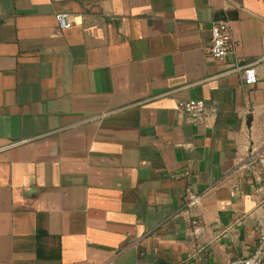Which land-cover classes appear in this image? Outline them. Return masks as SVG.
Here are the masks:
<instances>
[{
	"label": "crops",
	"instance_id": "1",
	"mask_svg": "<svg viewBox=\"0 0 264 264\" xmlns=\"http://www.w3.org/2000/svg\"><path fill=\"white\" fill-rule=\"evenodd\" d=\"M216 20L238 58L264 55V0H0V264L250 256L264 61L244 88L236 58L207 55ZM192 100L214 110L202 125L178 110Z\"/></svg>",
	"mask_w": 264,
	"mask_h": 264
},
{
	"label": "built area",
	"instance_id": "2",
	"mask_svg": "<svg viewBox=\"0 0 264 264\" xmlns=\"http://www.w3.org/2000/svg\"><path fill=\"white\" fill-rule=\"evenodd\" d=\"M57 20L62 30L69 29L71 22L68 14L57 15ZM207 55L215 61H223L234 57V67L229 73H237L242 86L251 89L258 82L257 66L264 61V55L254 61H244L236 56V44L231 37L228 21L216 20L211 23V42L207 48ZM178 110L185 116L187 122L193 125H202L211 116L214 110L202 100L182 101L178 103ZM253 166L257 167L264 185V151L251 157ZM201 197L189 191L187 206L199 205ZM199 230H196L198 233ZM234 264H264V234H262L251 252L250 256L236 261Z\"/></svg>",
	"mask_w": 264,
	"mask_h": 264
}]
</instances>
